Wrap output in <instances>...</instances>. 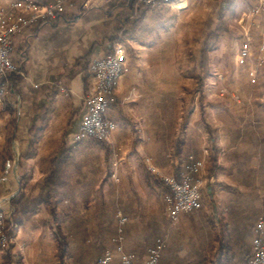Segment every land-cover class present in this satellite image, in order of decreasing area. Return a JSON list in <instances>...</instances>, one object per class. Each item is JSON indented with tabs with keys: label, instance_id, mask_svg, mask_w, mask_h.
<instances>
[{
	"label": "crops",
	"instance_id": "0c3cea01",
	"mask_svg": "<svg viewBox=\"0 0 264 264\" xmlns=\"http://www.w3.org/2000/svg\"><path fill=\"white\" fill-rule=\"evenodd\" d=\"M82 1L80 9L85 12L76 21L56 27L34 25L16 38L15 58L26 76L22 79L21 74L15 87L8 81V92L0 102V212L11 216L17 204V216L24 217L15 231L16 245L0 248V264H62L54 206L70 236L83 235L90 224L105 233L107 207L115 212L122 207L129 216L125 249L140 262L166 228L162 194L144 173L167 171L163 162L173 130L166 114L176 98L168 97L167 77L182 72L166 68V55L142 51L149 46L144 31L125 36L137 50L135 55L126 54L117 99L105 113L118 124L109 150L94 138L76 142L87 113L83 95L93 78L91 60L119 44L115 36L121 28L115 12L106 7L112 0H95L92 6ZM173 2L145 6L136 17L134 2L121 0L130 11L126 21L131 24ZM253 24L254 52L249 58H236L238 69L230 75L228 88L223 86L221 119L211 115L206 123L212 135L215 131L210 139L211 151L218 156L217 171L203 190L201 208L173 223L180 230L188 224L192 229L210 225L222 237L215 241L220 248L214 247L204 260L203 251L183 249L187 240H176L172 246L164 239V264L171 262V252L187 255L196 264H243L254 252L257 224L264 218V67L254 77L251 72L264 18L258 16ZM188 127L186 136L196 133L191 123ZM186 216H195V221ZM110 220L114 234L117 220L113 216ZM72 244L66 264L74 257ZM78 264L87 263L83 258ZM111 264H120L119 257Z\"/></svg>",
	"mask_w": 264,
	"mask_h": 264
},
{
	"label": "rangeland",
	"instance_id": "374dc122",
	"mask_svg": "<svg viewBox=\"0 0 264 264\" xmlns=\"http://www.w3.org/2000/svg\"><path fill=\"white\" fill-rule=\"evenodd\" d=\"M10 1L0 0V7L8 5ZM75 1L78 8H76L74 13L85 12L84 9H80L83 1ZM85 1L89 2L88 6H92L95 0ZM132 2L135 5L133 14L136 17H139L141 11L144 9V5H149L139 4L136 0H132ZM228 2L229 0H174L172 5L150 10V15L144 19H139L135 22L136 24L126 21L130 11L122 5L121 0H112L106 5L107 10L115 12L116 17L114 20L116 22L118 20L121 26L117 32L119 37L115 36V38H118L119 43L125 46L126 54L131 53L135 55L137 49L130 46L131 44L125 36L136 34L138 31H144L145 34L142 37H144L145 43L149 46H146L147 48H138H142V51L144 50L148 53L166 55V68L181 70L180 72H182V76L170 75L168 73L167 77L168 97L174 94L176 96L175 102L172 104L173 106L168 107L166 114L168 119L170 118V127L173 130V135L167 141L168 150L163 162L166 165L167 171L158 175L155 170L151 169V174L146 170L144 174L146 179L148 177L149 181L156 182L157 188L162 194L160 197H162L164 216L166 218V220L164 218L162 220L164 223L166 222V228L163 231L162 229L160 230L162 232L159 233L161 235L160 238L167 240L172 246L176 240H187L183 241V249L188 250V252L193 249L200 252L203 251L204 256H202L204 260H208L211 257L214 247L220 248L219 244L217 245L215 241H222V237L219 236V233H214V229L210 225L201 226L200 229H192L188 224L180 230L173 222H169L164 201L166 190L160 181L154 180V174L163 179L165 176L177 174L187 156L190 153H194L205 162L202 172L204 182L203 192L211 182L214 171H217L215 166L218 156L214 155L211 151L213 142L210 139V136H213L215 131L212 135V130L206 126V123L208 118H211V115L221 119L222 103L223 100H226V96H223V86L228 88L230 75L232 76L237 71L238 62L236 58L240 55L241 44L248 35L252 36L253 21L259 16L252 13L257 0H233L231 4H228ZM86 5L87 3H85ZM112 38H110V41L114 40ZM204 52L206 58H204ZM96 57L98 56L92 58L90 64H92V61ZM21 74L23 79L26 76V72L21 70ZM190 74H199L203 79L191 77ZM92 81L93 78L90 80L87 90L91 86ZM195 106H197V112L196 108H194ZM186 126L194 128L196 133L186 136ZM96 141L102 146L101 141ZM102 141L107 144V146L102 147L105 150H109L111 138ZM175 161H178V164ZM142 168H145L144 165H142ZM120 208L122 209V207ZM104 216H107L106 222L108 221L105 233L102 234L99 226L90 224L89 230H86L83 235L71 236V240L74 243L72 244L74 248L72 254L74 257L71 264H78V261H81L83 258L87 264H96L97 257L101 252L111 247L110 239L113 235L111 225L114 220L111 221L110 217L113 216L116 221V212L111 211L110 207H107ZM5 217L9 222L12 219V215ZM186 218L188 221H195V216H186ZM7 220H5V224L0 230V236L3 233H7ZM17 227L16 225L15 231ZM98 233L102 234V238L97 237ZM220 234L223 236L224 233L220 231ZM15 239L16 232L10 237V241L6 245L0 244V248L5 250L15 246ZM198 256L201 258V255ZM170 257L171 262L169 264H196L187 255L180 257L178 254L175 255L171 252Z\"/></svg>",
	"mask_w": 264,
	"mask_h": 264
},
{
	"label": "built area",
	"instance_id": "2783aa9c",
	"mask_svg": "<svg viewBox=\"0 0 264 264\" xmlns=\"http://www.w3.org/2000/svg\"><path fill=\"white\" fill-rule=\"evenodd\" d=\"M139 4L171 3L173 0H136ZM77 8L75 0H11L8 5L0 7V102L8 92L5 81L11 72L18 71L19 66L15 58L16 38L34 25L42 21H51L59 16H71ZM252 13L264 18V0H257ZM254 52V40L248 35L240 47L241 58H249ZM256 67L251 72L254 77L258 68L264 66V28L260 32L257 48ZM126 60V48L117 44L113 51L96 57L91 64L93 81L84 93L87 109L80 128L75 136L76 142L86 138L95 140H109L112 132L117 128L115 121L106 118L105 113L116 101V88L121 78ZM7 82V81H6ZM205 162L194 153H190L181 164L179 174L165 176L169 187L165 193L167 218L178 222L182 215L201 208L203 197L202 172ZM117 227L111 236V247L105 249L99 258V264H111L119 257L120 264H164L165 240L157 238L149 246L145 261L140 262L136 256L125 249L126 226L129 216L123 209L116 212ZM6 217L0 212V230L5 224ZM257 237L254 240V252L243 264H264V218L257 224ZM10 241L7 233L0 236V244L6 245Z\"/></svg>",
	"mask_w": 264,
	"mask_h": 264
},
{
	"label": "trees",
	"instance_id": "16d2710c",
	"mask_svg": "<svg viewBox=\"0 0 264 264\" xmlns=\"http://www.w3.org/2000/svg\"><path fill=\"white\" fill-rule=\"evenodd\" d=\"M232 1L233 0H229L228 4H231ZM145 6H148V5H144V7ZM79 16H80V14H72L71 16H59L56 19L51 20V21H42L38 24V26L40 28L45 27V26L56 27L61 22L76 21L79 18ZM112 39H114V38H112ZM110 50L113 51L114 49L112 47H110ZM111 51H109V52H111ZM203 54H204V58H206L205 52ZM20 75H21V69L18 71L11 72L8 76V79L6 80L7 82L5 81L7 88H8V81H11V80L14 82V87H15L16 81L18 78H20ZM199 79H203V78L199 77ZM2 83H3V81L0 80V86ZM101 145L104 147L107 146V144L104 141H101ZM147 172L149 174L152 173L151 170H148ZM177 174H179V171L177 172ZM154 176H155L154 180L160 181L163 184V186L165 187V190L167 192L169 190V187L167 186L165 180L162 177L157 176L155 174H154ZM14 206H15V210L12 214L11 221L9 222L6 219L8 221V223L6 225V232H7L9 237L14 235L15 226L18 225L19 223H21L23 220V217H24V216H17V211H18L17 209L19 208V205L16 204ZM56 211H57V206H54L53 207V212H54L53 222H54L55 231H56V235H57V239H58V256H59L62 264H66L65 258H66V255L68 253L69 247L72 243V240H71V236L64 232V230L62 228V222H61L62 216H57Z\"/></svg>",
	"mask_w": 264,
	"mask_h": 264
}]
</instances>
